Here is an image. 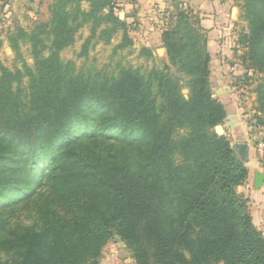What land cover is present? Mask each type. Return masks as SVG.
<instances>
[{"label": "trees", "instance_id": "trees-1", "mask_svg": "<svg viewBox=\"0 0 264 264\" xmlns=\"http://www.w3.org/2000/svg\"><path fill=\"white\" fill-rule=\"evenodd\" d=\"M83 1L52 0L48 21L8 35L18 52L30 44L35 65L0 62V264H100L115 236L135 264H264V233L237 190L249 169L215 130L228 112L200 14L174 2L162 67L109 72L61 56L85 26L80 56L119 31L115 49L132 44L112 0ZM240 1L241 60L264 74V0ZM255 93L253 133L264 131V80ZM24 203L37 207L32 224H20Z\"/></svg>", "mask_w": 264, "mask_h": 264}, {"label": "rangeland", "instance_id": "rangeland-1", "mask_svg": "<svg viewBox=\"0 0 264 264\" xmlns=\"http://www.w3.org/2000/svg\"><path fill=\"white\" fill-rule=\"evenodd\" d=\"M112 1L115 3V12L119 17L122 12L124 13L123 17L120 18L126 21L132 44L124 48L115 49V46L122 40L123 32L119 31L111 43L99 42L94 48H91L88 56H80L81 45L90 30L89 26H85L78 32L75 44L64 49L61 52V56L67 60H74L79 68L96 67L109 72L118 71L120 67L126 66L137 68L142 73L147 74L153 70V67H162L168 59H161L159 56L157 58L153 57V25L154 23L160 24L163 28H167L170 23L171 12H167V7H164L160 11V15H153V0H148L144 3H142L143 1L126 0L136 3L137 6L132 9H130L128 4H123L124 0ZM178 1L175 0L176 3ZM51 2L52 0H0V62L3 65L13 70L20 68L23 71H25V65L31 67L35 65L30 44L21 40V47L18 52L12 46L8 35L18 27L31 30L48 21L50 17L49 4ZM82 6L85 9H89L90 3L85 0L82 2ZM145 49L149 50L150 54L145 52ZM242 52L243 46L237 48L233 57L231 56L230 59L224 58L222 63L217 64L215 71L221 70L222 74H234L232 78L237 77L233 79V83L236 86L235 96L241 105L245 109L247 108L246 112L250 116L249 112L252 113L253 108L257 106L255 88L259 82L264 80V74L246 69L241 60ZM23 82L27 84V74L23 78ZM256 134L255 131V136ZM233 142L235 141L232 140ZM253 145L255 147V142H253ZM248 160V158L245 159V163ZM6 212L7 209L3 214L6 215ZM17 215L20 218V224H32L38 215L37 207L34 204L24 203L18 208ZM104 251L115 253L116 255L119 254L118 257L123 260L132 257V251L119 236L110 239L105 245Z\"/></svg>", "mask_w": 264, "mask_h": 264}, {"label": "crops", "instance_id": "crops-1", "mask_svg": "<svg viewBox=\"0 0 264 264\" xmlns=\"http://www.w3.org/2000/svg\"><path fill=\"white\" fill-rule=\"evenodd\" d=\"M147 2L148 0H134ZM133 1V2H134ZM183 7H192L201 16V24L208 36V50L211 55L210 81L214 96L219 98L225 105L228 112L225 118L224 128L226 134L235 142H247L249 144V157L246 162L249 169L247 181L237 187V190L250 200V209L255 224L264 233V183L260 188L255 187V173L264 172L263 165L257 159L256 149L253 145V132L248 122V113L235 96L236 86L233 83L234 74H222L215 71L218 63L224 58L230 59L234 56L237 48L241 47L238 42L239 33L246 30L247 22L241 17L240 0H179ZM130 9L136 3L123 1ZM175 0H153V15H160V11L167 7L166 11L171 12ZM155 12V13H154ZM155 18V16H153ZM165 28L160 24L153 25V57L167 58L166 48L161 38ZM255 99V97H254ZM250 111V110H249ZM251 113V112H249ZM248 115V116H247ZM119 255V254H118ZM115 253L103 252L100 257V264H135L132 257L125 260Z\"/></svg>", "mask_w": 264, "mask_h": 264}, {"label": "water", "instance_id": "water-1", "mask_svg": "<svg viewBox=\"0 0 264 264\" xmlns=\"http://www.w3.org/2000/svg\"><path fill=\"white\" fill-rule=\"evenodd\" d=\"M121 18L123 17L124 13L120 14ZM216 132L220 135L225 134V128L223 124H218L215 127ZM232 147L237 150L239 155L242 159H247L249 157V144L247 142H233ZM264 183V172H256L255 173V187L260 188Z\"/></svg>", "mask_w": 264, "mask_h": 264}, {"label": "built area", "instance_id": "built-area-1", "mask_svg": "<svg viewBox=\"0 0 264 264\" xmlns=\"http://www.w3.org/2000/svg\"><path fill=\"white\" fill-rule=\"evenodd\" d=\"M256 136H255V132L253 133V135L255 136V138H253L254 142H255V149H256V154H257V159L259 160V162L263 165L264 167V131L261 127H258L256 129Z\"/></svg>", "mask_w": 264, "mask_h": 264}]
</instances>
